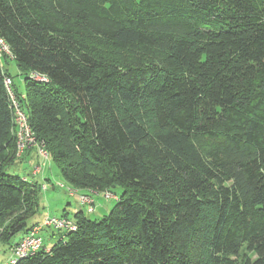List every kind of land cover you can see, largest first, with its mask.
Here are the masks:
<instances>
[{"label": "trees", "instance_id": "16d2710c", "mask_svg": "<svg viewBox=\"0 0 264 264\" xmlns=\"http://www.w3.org/2000/svg\"><path fill=\"white\" fill-rule=\"evenodd\" d=\"M0 36L10 251L42 222L46 186L8 170L26 150L5 76L67 188L115 195L100 218L63 212L73 229L42 227L51 244L5 264H264V0H0Z\"/></svg>", "mask_w": 264, "mask_h": 264}, {"label": "rangeland", "instance_id": "374dc122", "mask_svg": "<svg viewBox=\"0 0 264 264\" xmlns=\"http://www.w3.org/2000/svg\"><path fill=\"white\" fill-rule=\"evenodd\" d=\"M1 65L3 68L8 69V72L13 76L17 90L23 91L24 81L16 62L13 60L7 62L2 60ZM36 165H40V172L33 173L32 171ZM8 170L19 175H26L29 180H37L38 183L41 184L45 183L46 188L41 190L40 199L38 201V211L35 215L40 221L45 220V215L51 214L60 216L63 212H67L69 217H71L73 211L78 209L79 205L82 206V209H84L85 213H88L91 218H100L103 214L109 211L115 202V198H107L104 192L95 194L96 197L92 198L89 205H87L88 202L86 204L80 203L77 195L70 197L66 191L67 183L60 178L57 167L49 157L44 159L39 158L38 161L27 159L22 163L21 161L19 162V160H16ZM47 177L50 179L49 181H45V178ZM52 184L55 186L54 189L52 188ZM115 191L118 192L119 190L115 189ZM79 194H82L81 190H79ZM34 219L35 218L32 217L30 220ZM49 231L50 229H44L39 232L43 237V245L46 246L51 244V241L46 237ZM20 234L21 233L19 232L8 239H2L0 237V264H5V262H8V260L14 257L9 247L18 239Z\"/></svg>", "mask_w": 264, "mask_h": 264}, {"label": "built area", "instance_id": "2783aa9c", "mask_svg": "<svg viewBox=\"0 0 264 264\" xmlns=\"http://www.w3.org/2000/svg\"><path fill=\"white\" fill-rule=\"evenodd\" d=\"M6 57L8 59H13L14 55L8 45V43L0 36V58ZM29 77L34 78L39 81H46L45 75L40 74L36 71H31ZM11 77L5 76L3 79L4 87L7 91L10 104L13 110V132L15 135V149L16 156H21L25 150L36 148L37 153L44 159L47 157V152L45 150V144L42 141H37L32 128L30 127L26 113L20 105V101L15 96L11 89ZM33 173L40 172V165L34 167ZM44 187V186H43ZM45 188V187H44ZM69 196L77 195L78 201L82 204H89L92 201V197L82 193L79 194L73 188H67ZM104 194L107 198L113 197L115 195L110 191H105ZM93 209V208H92ZM45 220L40 224H35L24 236H22L16 246L13 248V258L10 259V263L16 262L17 259L25 257L34 253L41 245V235L39 234L42 227L55 228V229H73L75 226L72 221L65 216H55V215H45ZM43 218V219H44Z\"/></svg>", "mask_w": 264, "mask_h": 264}, {"label": "crops", "instance_id": "0c3cea01", "mask_svg": "<svg viewBox=\"0 0 264 264\" xmlns=\"http://www.w3.org/2000/svg\"><path fill=\"white\" fill-rule=\"evenodd\" d=\"M39 156H37L36 154V150L35 149H32V150H28L26 151L24 154H23V158H21V163L24 161V160H27V159H30V160H35V161H38V158ZM23 159V160H22Z\"/></svg>", "mask_w": 264, "mask_h": 264}]
</instances>
